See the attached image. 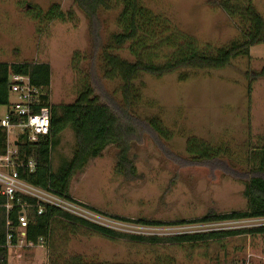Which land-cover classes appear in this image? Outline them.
<instances>
[{
	"label": "rangeland",
	"instance_id": "1",
	"mask_svg": "<svg viewBox=\"0 0 264 264\" xmlns=\"http://www.w3.org/2000/svg\"><path fill=\"white\" fill-rule=\"evenodd\" d=\"M142 3L202 44L222 47L239 38L235 21L218 7L216 0ZM54 4H59L62 12L72 13L74 21L42 25L34 19L35 9L47 11ZM255 5L264 17V0H255ZM117 16L112 12L99 17L102 45L117 31ZM91 28V21L74 0H0V62L49 64L51 103H73L77 98L76 84L89 70ZM75 53L83 58L77 66L72 61ZM263 68L264 45H257L251 48L249 57L236 59L229 68L192 72L184 82L177 74L163 78L143 76L135 83L139 97L134 111L143 119L158 118L172 139L162 142L145 130L130 152L136 168L134 176L117 174L118 151L107 148L73 178L71 192L81 200L74 199L94 207L107 219L118 216L173 222L199 219L210 212L245 210L242 194L249 176V151L264 140V77L260 75ZM103 88L122 101L121 84L103 81ZM10 98L14 101L13 95ZM8 112V107H1L0 118L5 119ZM190 138L227 147L229 156L223 162L190 164L186 151ZM74 146V134L65 131L53 153L55 169L72 157ZM56 226L50 245L10 248L7 264H68L69 259L76 257L109 264H154L159 258L170 264H264L263 237H229L196 247L135 246L72 230L65 224ZM123 226L116 228L125 234L167 238L259 228L264 227V219L166 227L130 223Z\"/></svg>",
	"mask_w": 264,
	"mask_h": 264
},
{
	"label": "trees",
	"instance_id": "2",
	"mask_svg": "<svg viewBox=\"0 0 264 264\" xmlns=\"http://www.w3.org/2000/svg\"><path fill=\"white\" fill-rule=\"evenodd\" d=\"M74 3L91 21L92 51L89 70L83 73L76 84L77 98L73 103L61 105L51 103L49 64L0 62V108H9L11 78L13 75H20L29 77L31 84L40 91L41 106H38L35 112L39 113L47 108L50 113L49 135L36 143L27 142L26 136L19 138L17 148L20 161L24 165L29 161L35 163L33 172L26 167L20 168L19 177L36 188L69 201H73L70 195L73 178L82 173L92 160L100 158L107 148L114 147L118 151L115 168L117 174L134 176L136 168L130 158V152L133 143L141 138L145 130L159 141L166 142L172 139V134L164 128L158 118L143 119L134 111L139 97L135 83L143 76L163 78L177 74L179 80L184 82L192 72L227 69L236 59L249 57L254 46L264 45V17L258 11L255 0H216L218 7L235 21L239 29V38L222 47L200 43L194 37L180 31L166 16L156 14L145 7L142 0H74ZM35 12L34 19L42 25L74 21V15L62 12L59 4L52 5L47 11L35 9ZM112 12L118 13L117 31L102 45L98 34V19L102 14ZM72 61L73 65L77 66L83 58L81 54L75 53ZM98 71L102 73L101 78L98 77ZM260 75L264 77V68ZM102 80L121 84L122 101L119 102L114 95L104 90ZM67 130L72 131L75 137L73 154L55 169L53 153L59 145L60 137ZM7 139V132L0 127V156L6 154ZM262 142V145L260 143L249 151L250 169L246 172L249 176L242 194L247 208L243 211L224 214L210 212L199 219L173 222L108 216L116 221L142 227L264 219V140ZM186 151L187 161L196 165L223 162L224 158L229 156L227 147L212 146L197 138H190L187 141ZM7 205H10V210L7 209ZM40 207L43 213L38 215ZM91 210L103 214L95 209ZM23 213L27 215L29 221L26 242L33 245H38L41 240L44 246L50 245L54 238V228L58 224H65L72 230L75 228L77 231L90 232L112 242L124 241L135 246L196 247L210 242H220L229 237L264 238V227L183 234L167 238L123 234L91 224L52 206H39L35 200L21 194L15 195L13 200H8L1 195L0 190V264H7L8 237H11V245L18 244L20 227L18 219ZM68 261V264H109L88 261L82 257ZM154 264L170 262L159 258Z\"/></svg>",
	"mask_w": 264,
	"mask_h": 264
},
{
	"label": "built area",
	"instance_id": "3",
	"mask_svg": "<svg viewBox=\"0 0 264 264\" xmlns=\"http://www.w3.org/2000/svg\"><path fill=\"white\" fill-rule=\"evenodd\" d=\"M10 95L14 96V101L10 99L9 112L5 119L0 120V127L8 135L7 151L5 155L0 156V190L1 195L13 200L14 196L21 194L32 198L39 206L49 205L74 217L85 220L91 224L98 225L113 231L122 233L121 228L126 223L116 221L111 218H104L98 212L88 208L77 200H65L53 193L36 188L19 177L20 168H28L30 172L35 170V163L29 161L26 165L19 159L18 141L21 136H26V141L36 143L41 138L49 135L50 132V113L47 108L42 109L39 113L35 112L38 106H41L40 91L36 89L27 76L13 75L11 78ZM14 119V120H13ZM8 210L10 205L6 206ZM43 213L42 207L38 210V215ZM19 234L18 244L11 245V237L7 239L8 250L13 247L34 248L43 247L44 242L41 240L38 245L26 242V229L29 221L25 213L21 214L18 219ZM119 230V231H117ZM125 234V233H123Z\"/></svg>",
	"mask_w": 264,
	"mask_h": 264
},
{
	"label": "crops",
	"instance_id": "4",
	"mask_svg": "<svg viewBox=\"0 0 264 264\" xmlns=\"http://www.w3.org/2000/svg\"><path fill=\"white\" fill-rule=\"evenodd\" d=\"M71 187H72V184H71ZM70 195H71V197L73 198V200H75V199H78V200H81V198H77L72 192H71V189H70ZM75 198V199H74ZM82 203V202H81ZM83 204V203H82ZM85 205V204H84ZM89 205V204H88ZM88 205H86V206H88ZM90 206V205H89ZM88 206V207H89ZM89 208H91V209H95L94 207H92V206H90ZM96 210V209H95ZM98 211V210H97Z\"/></svg>",
	"mask_w": 264,
	"mask_h": 264
}]
</instances>
